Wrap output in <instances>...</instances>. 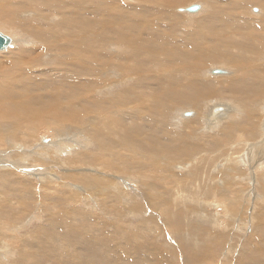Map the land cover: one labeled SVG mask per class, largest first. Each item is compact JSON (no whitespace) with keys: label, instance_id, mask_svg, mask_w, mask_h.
<instances>
[{"label":"bare ground","instance_id":"6f19581e","mask_svg":"<svg viewBox=\"0 0 264 264\" xmlns=\"http://www.w3.org/2000/svg\"><path fill=\"white\" fill-rule=\"evenodd\" d=\"M197 1H199L198 4L194 3L189 6L197 7L194 12H198L195 14L193 13L195 16L202 11L204 19H193V21L195 20L193 24H195V26L197 25V30H192L191 28V31H188L189 33L187 32L185 37L187 39V42L190 44V41L193 37L198 35H208L212 40V44H206L207 46H203L202 48H200V50H196L194 53H187L179 49L180 44H178L177 47L175 45L174 47L176 48L172 49L170 47L169 49L168 47L163 48V46L165 45L164 41L167 40V37L165 38L163 34L166 33L167 36H170L169 33H173L174 31L169 28L162 29L160 26L161 23L164 24L166 22V24L176 23L174 18L175 12L181 11L184 14V12H186L185 9L187 8H180L177 5H179L178 3L184 4L185 0H170L168 3L162 2V0L143 3L140 0H137L132 4H126V1L125 3H123L122 0L121 2L119 0H0V24L3 26L6 25L10 28H15V30L11 32L12 35L7 36L10 39L8 46L18 45L20 47H24V50L21 49V51H18V49L17 51L7 53L5 56H0V100H6V103L8 104L7 105L6 103L0 102V188L6 187L5 185L7 184H5V178H9L10 186L8 187V189H6V192L9 194H17L18 197L16 198V200L18 199V203L21 205V207L19 208L17 206L11 205L12 202H8V210L4 209L1 214H4L7 217L12 213L11 215L13 217H16L17 219H20V221H23L25 219L23 223L20 221L16 222L18 224L15 223V225L12 227H9L10 225L8 226V223L5 222L6 219H0V230H3L4 228L8 232L15 233L19 231V228L29 225L33 220L40 221V219H42V216L44 215L43 212L38 211L36 202H33V205L30 203V201L32 202V199L34 198L32 196V193L29 192L30 190H28V188L22 189V187H26V183L23 184L21 182L23 177L19 176L18 173H12V171H1L3 169H6V167L9 165H24L21 170L22 172L27 173L28 176L32 174L40 175V179L44 181V183H48L45 184L47 186H45V190L47 189L51 191V194L61 195V197L66 201H68L69 199V193L60 192V190L50 187L52 182L60 179L63 182L70 181V183H66L67 187L70 188L72 186L74 188V190H72L73 192H71L73 196H77L78 199L80 197L85 202H87L88 200L89 202H95L96 198H101V202H103L104 204H108L109 207H113L115 205L113 201L118 198L117 194L114 192L117 190L116 186H113L114 178H118V180L121 179L123 183L128 184L127 179L129 177L127 178V175L130 176V174L133 173L132 171H137L141 166L171 165L170 167H172L173 165L175 167L176 165L177 169H188L191 174H193H190L191 176L187 178H183V180V175L179 177L176 174V178L179 179H176L177 182L175 180L176 184L174 183L175 187L173 185V188H175V190L184 192V195H181L179 197L181 199L180 201H191L199 205L198 207L202 208V202L201 200H199L201 195L200 193L202 192H200L201 190L198 191V186H200L201 188L202 184H200L201 181L199 182L197 180V177H200V175L205 172L204 177L206 178L205 180H207L208 185V179H212V182L210 183L211 187L205 188L208 190V193H210L211 188H214L215 190V186H212L213 184H215L214 180H222L220 178L214 179V177L217 176L220 170H218V168L216 169L215 167L219 164V166L224 164L226 165L225 167L228 166V163L231 162V159L226 155H231L233 159L232 161L234 162L231 163L232 165L240 166L243 164L245 166V164H247V157H249V160L247 162L250 166H252L254 163H256V166L264 162V155L261 157L262 159L255 158L256 152H262V154H264V87L262 88L263 91H258V86H260L259 83L261 84V87L264 86V45L262 44L261 40L262 37V39H264V32H259V34L262 36L259 37L257 31L255 32L252 26L249 24V22L252 21L251 15L248 16L247 14L248 17H242L243 19L241 20L238 18V16L237 18H235V16L240 13V10L235 8L231 9V6L233 7V5H235L236 7L237 5H244L243 7H245L248 4H257V6L251 5L252 8L251 6L250 8L253 12L259 11L258 17H260V23L262 24V28L264 29V0ZM145 4H147L151 8V11H148L149 7L146 9ZM208 5H212V8H210ZM258 5H261V7H258ZM259 8H261V11ZM51 10H58L60 11V13L62 12V22L56 21L58 19V14H52V12L50 14ZM135 11L138 12L135 13ZM100 12H103L104 14H101L102 17L97 18ZM84 13H86L88 17L84 16ZM191 13L189 11L187 12L186 15H188V18L194 16ZM90 15H93L95 17L91 18ZM253 15L255 16V14ZM54 17H57L56 20L54 19L57 22V25L52 23ZM176 17H178V14ZM141 18L142 20H140ZM182 19L184 20V18ZM209 19L210 21L215 22L214 27L208 24L207 21ZM187 22H189V24L191 23L189 20ZM19 29H23L25 31H21ZM205 29L209 32H206ZM28 33H30L31 35L29 34L28 36ZM245 35L247 37L258 36V39L252 42L248 38L244 39ZM31 36L35 40H32V38L30 39ZM172 45L173 44H170V46ZM175 49L177 50V56H181L182 58H184L187 65H181L177 63V68L171 66L172 69L177 70V75H175L177 77L173 75V77H170L168 79L169 76L167 78L165 76L167 74H170V72L174 73V70H170V72H166L169 70L164 71L162 69L163 61H169V52L172 54ZM243 51H248V56L239 54V52ZM124 52H128L129 54L127 53L126 55H124ZM157 55H160L161 59L160 57H157ZM191 59L192 62L190 61ZM217 64L219 65L218 67H220L221 65L225 68L224 70L226 71V74L210 77V68L213 67V65L215 66ZM201 65H208V67H210L208 68V70L204 69V75H202V77L205 76V78L202 80L199 79L201 76L198 78L199 73L196 74L197 69H199ZM75 66H78L80 69L73 68ZM185 70L189 71V75L194 76L196 74L195 78H193L194 80L191 78L192 76H188L187 78H185ZM229 71H232V73L230 75H227ZM178 72L181 74H179ZM49 74H54L55 76L58 75L60 77L67 76L70 81H66L70 82V85L72 87L76 85L79 86V88L73 92L71 90L73 96L69 95L70 92L68 87H66L67 89L63 88L59 93L55 88H50L51 86L49 84V88H44V81L48 80L46 78H49L47 77ZM189 79L191 80L189 81ZM198 79L200 81H196ZM129 80L136 81L137 85L133 86L134 82L126 84ZM185 80H188V82H186ZM49 82H51V80ZM215 82L218 83L217 86L214 85ZM187 83L190 84L191 87H189V91H186L187 93H185V89L183 88ZM139 85H144V88L146 87L145 92L147 94H150L147 96L135 95L143 92L142 89L140 90L142 92L138 91L140 89ZM157 85H159V88H162L159 89ZM173 85L176 86V88L174 90L171 89V91L169 87H172ZM115 87V93H111L109 95L107 92H110L112 89L114 90ZM134 87H138V90H136ZM257 88L258 90H256ZM55 90L57 91V94H54L55 97H53V91ZM28 91L32 92H29L30 94H27L26 92ZM200 92L202 94V97H205L208 100L207 104H203L202 102H200V99L202 98L201 94H199ZM103 93L108 94V97L106 96L107 99L104 97L101 98V95ZM20 98L24 99V102H22ZM42 98H45V101L47 102H39ZM53 101L57 104V110L55 111H53L52 107ZM221 101L229 104L230 111H228L229 109L227 106L218 104L222 103ZM37 103H40V105H38ZM214 103H216L217 105H214ZM69 104L72 106H69ZM171 108L174 109L172 110L174 111V116L171 117L174 119V121H177L181 125H184L185 122H188V124L186 123L187 127L192 129L196 128L197 124H199L200 127L197 126L198 128H200L199 131H201L202 133H205L204 131H207L209 132V135H211L210 132H213L214 134V130L217 131L221 128L222 131H225V133L227 131L230 132V130L235 129V125H233L232 122L237 123L236 125H238L239 123L235 122V119H239L240 117H244V119L248 117L249 120H255L254 117H257V123L252 124L257 130H246L250 126H237L241 132L240 136L248 135V137H246L245 139L243 138L244 140L242 145L239 144V150H237L235 144L232 147L229 146L227 148L226 146H228L229 144V142L227 141L229 139L226 140L227 138H220L219 141L214 139V142L216 143V145L218 144L219 148L217 147V149H209L210 151H206L204 150L206 145H203V142L197 144L196 141L195 144H192L193 142L190 141L192 142L190 144L187 141L189 144H186L181 135L177 136V138L175 137V139H177V142L173 144L165 142L162 143L161 140V146L159 145L158 148L154 147L155 143L153 140H149L147 137H144L142 135L139 138L138 134L142 132V127H140V132H136L133 129L134 123L132 124L131 122V124H127L128 118H130L135 114V112H137L140 115L139 117L141 118L142 122H159L162 125L159 124L160 126H158L161 127L163 125H166L165 123L167 122L166 118L159 117L158 112L160 113V115H164V111H170ZM186 109H190L191 111L195 110V116L189 119L183 118L182 115H184V113H187V111H185ZM190 113L191 114L189 115V117L193 115V111ZM221 114H223V117L221 116L216 118ZM252 114H254L255 116H253ZM177 122H174L175 127L177 125ZM224 122L229 123V125L231 123L232 124L230 126H227L228 124H226L225 126L223 125ZM246 123H248V121ZM39 128L46 130V132L49 131V133L47 134H49L51 137L46 139V141H43L42 139L39 140V138L37 139V136H39ZM181 130H183V128ZM187 130L189 131V129ZM194 130L195 129H193L192 131L195 132ZM151 132L152 130L150 131V133ZM158 132L160 133V131ZM157 134L158 133L155 132L154 134H152V136H157ZM165 134L167 136H170L168 135L169 133H167V131ZM227 136H229L228 138H230V135ZM227 136H225L224 134V137ZM158 137L160 136L158 135ZM156 139L158 140V138ZM166 140H168V138ZM207 140L209 141V138ZM233 143H236V141ZM199 145L201 148L199 147ZM75 147H79L80 150H77V152L74 151L75 153H73L72 156H69L71 155L69 154L66 157H61L62 154L69 153L70 149ZM137 153H140L142 157H135L134 155ZM163 154H172L170 161L164 159ZM216 159L217 162H215ZM37 161H45V164L43 165H46V167H43V165H33V163ZM215 163L217 165H215ZM54 165H57L56 169L54 168ZM200 167H203L204 169V172H201L202 174H200ZM235 167L237 168V166ZM164 168L166 169V167ZM192 168L194 170H192ZM248 168L249 169H247L246 172L250 171V175L255 174V172L253 171L254 167L253 169L252 167ZM227 170L229 169L227 168ZM227 170L223 173V175H225L224 177H226L225 172H227ZM232 170L233 168H231V170L229 171ZM174 172L175 171H173V173ZM222 172L223 171H221V173ZM246 172L240 170H238V172H235L236 179L239 180V175H242ZM57 173H60L61 176ZM134 173L139 180L133 181V179L137 178L132 175L133 178L131 177V180L133 182H135L136 184H140L142 181L145 182L144 176L146 175V173H141L138 171ZM106 175H108V177H106ZM212 175L216 176L212 177ZM233 175L232 173L228 175L230 177V182L222 180L223 182H226L223 183L221 181L219 185H221L222 194H219V196L216 197H220L219 199L223 200V202L228 206V209L234 212L240 211L243 213L246 212L249 208L245 203H243V200L246 198L247 202H249L248 200L252 195L248 192L250 189H246V187L244 188V185L236 186L237 184L233 182ZM156 177L159 176L157 175ZM167 178L169 179V176ZM227 178L225 180H227ZM251 179H254V181H256L255 178ZM118 180L116 179V182ZM158 180L159 179L155 180V185H157L160 181ZM238 180H236L237 183H239ZM166 181L167 180H165V182ZM116 182L114 184H116ZM133 182H131L132 186ZM147 184L150 185L149 182H147ZM16 185L17 187L19 186L20 190H22L19 192H14L13 189ZM31 185H33V183ZM171 185L172 184H170V186ZM189 185H192V187L195 185L194 187H196V190L193 191L192 188L189 189ZM219 187L218 189H221ZM206 189L203 191L206 192ZM176 194H173L174 200H179L177 196L180 193L178 195ZM213 194L215 193L213 192ZM249 194L251 195L250 197H248ZM167 198L169 199V197ZM27 199H29L30 201H27ZM212 199L213 197L211 198V200ZM148 200L149 199H147V201ZM174 200L170 201L173 202ZM6 201L7 199L4 197L0 199V208L5 204ZM92 202H90V204ZM220 202L222 203V201ZM132 204H134V207L136 206L135 203ZM176 204L175 209L178 208H176ZM192 204L190 206H193ZM218 204H216V206ZM60 205L63 204L61 203ZM253 205L251 206V211L254 207ZM28 206H31L33 209V213L31 214L26 211L29 213V215H27L28 213L26 214L25 212ZM132 206L133 205L128 206V208L133 209ZM227 206L225 208H227ZM11 207L19 208V210L15 211ZM158 207L159 206H157V208ZM204 207L207 206L205 205ZM169 208L170 207L166 209ZM187 208L189 209L188 206ZM118 209H120L121 211L122 208L120 207ZM171 209L175 213V209H173V206L171 207ZM192 209H197V206H195V208L193 206L189 210ZM123 210L121 211L122 213L127 212V210ZM162 210H164L163 213H165V208ZM262 210H264V208L258 211V217H262ZM206 211H204V214L199 213L201 214L203 221H211L214 223L212 215L211 217H208L205 213ZM228 211L227 213L225 211V214H230ZM180 212H182V210H179V215ZM54 214L58 215L57 212L53 213V215ZM133 214L135 215V213ZM79 215H81L80 211ZM172 215L176 219L179 218L178 209L177 213ZM139 216H141V213ZM251 216L252 214L250 215V217ZM65 217L66 216H64V218ZM233 217H235V215ZM219 219H221V217ZM236 219H239L238 216H236ZM60 220H62V218ZM53 221L55 220L53 219ZM259 222L263 224L262 219H259ZM71 224L72 223H70V225ZM174 224H176V226L173 227L172 224L173 229L175 227H178L177 223ZM244 224L243 226H245ZM43 225H39L37 228H42ZM214 226L211 227L214 228ZM219 226H222V224ZM245 228L246 227H242L240 231ZM60 229L61 228H59V230ZM177 229L179 230V228ZM53 230H55V232L57 231L56 229ZM63 231L65 230L63 229ZM101 231H103V229ZM33 232L36 233V236H38L37 229H35ZM43 238L45 239V237ZM28 241H31V239L28 238ZM30 244L31 243H24L23 245L29 246ZM36 248H38L37 245ZM18 252L19 255L15 261L16 264L22 263V261L26 260L27 256V254L24 253V255H22V253H20L22 251ZM11 253L12 251L8 250L6 242L1 240L0 264H6L5 259H7V257L11 255ZM31 255L32 257L34 256L33 253H31ZM47 259L48 258H46V261H48ZM11 263H13V261ZM67 264L93 263H81V261L74 260L68 261Z\"/></svg>","mask_w":264,"mask_h":264},{"label":"rangeland","instance_id":"374dc122","mask_svg":"<svg viewBox=\"0 0 264 264\" xmlns=\"http://www.w3.org/2000/svg\"><path fill=\"white\" fill-rule=\"evenodd\" d=\"M58 1H60V0H58ZM119 1L121 2V0H119ZM125 1H126V4L127 3L132 4V3L136 2L137 0H122L123 3H125ZM140 1L143 2V3H149V2H152V1L156 2V0H140ZM169 1L170 0H162V2H165V3H168ZM189 1H191V2H189ZM17 3H19V2H17ZM194 3L198 4L199 1H197V0H188V1L185 0L184 4L183 3H178L179 5H177V6L180 7V8L181 7H188L189 5L194 4ZM181 4H183V5H181ZM251 5L252 6H257V4L255 5V3L248 4L245 7H243L244 5H237V7L235 5H233V7L231 6V9L235 8V9H239L240 10V13L238 15H236L235 18H237V16H238V18L241 19V20L244 17H246L247 14H248V16L251 15L252 21L249 22V24L252 26L254 31L255 32L257 31V34H259V32L260 33L264 32V29L262 28V24L260 23V17H258L259 11L253 12L252 9H251L252 8ZM145 6H146V9L149 7L147 4H145ZM177 6H175V7H177ZM208 6L210 8H212V5H208ZM250 6H251V8H250ZM258 7H261V5H258ZM259 9L261 11V8H259ZM148 11H151L150 7L148 8ZM51 12H52V14H54V13L58 14L57 15L58 19L57 20H56L57 17L53 18V21H52L53 24L57 25L56 21L62 22V18H61L63 16L61 14L62 12L60 13V11H58V10H53V11L51 10L50 14H51ZM137 12L138 11H135V13H137ZM187 12L188 11L184 12V14H183V12H181V11H176L175 14H174V18H175V22L176 23H169V24H166L167 22L164 23V24L161 23L160 26H161L162 29H168L169 28L172 31H174L173 33H169L170 36L169 35L167 36L166 33L163 34L165 36V38L167 37L166 38L167 40L164 41L165 45L163 46V48L168 47V49H169V47H170L172 49V48H176L177 45L180 44L179 49H181V50H183V51H185L187 53H192V52L194 53L196 50H200V48H202L203 46H207L206 44H208V45L212 44V40L209 38L208 35H198V36H195V37H193L191 39L190 44L187 42V39L185 37L187 32L188 31L190 32L191 28H192V30H195V29L197 30V25L195 26V24H193L194 21H195V20L193 21V19H195V18L196 19L201 18L202 20L204 19V15H203L202 11L196 16L194 14L197 13L198 11L197 12H192V13L190 12L192 15H194L193 16L194 18L192 16H191V18L190 17L188 18V15H186ZM245 13H246V15H245ZM84 14H85L84 16L88 17L86 15V13H84ZM101 14H104V13L100 12L99 16L97 15L98 16L97 18L102 17ZM177 14H178V17L181 16L182 18H184V20L181 17H179V18L176 17ZM253 14H255V16ZM59 15H61V16H59ZM93 15L92 16L90 15V17L91 18L95 17ZM139 17H141V16H139ZM140 20H142V18ZM186 20L187 21L189 20L191 23L189 24V22H187ZM207 22H208L209 25H212L213 27L215 26V22L210 21V19ZM56 25H53V26H56ZM1 26H0V32L3 33L5 36H11L12 35L11 32H13L15 30V28H13V27L10 28V27H8L6 25L5 26L1 25ZM255 28H256V30H255ZM19 30L25 31L23 29H19ZM205 31L209 32L206 29H205ZM183 32H186V33H183ZM15 33H17V32H15ZM29 34L30 33H28V36H29ZM172 34H173L174 37L172 36ZM259 37H262V36L259 34ZM31 38H32V40H35L32 36L30 37V39ZM247 38L250 39L253 42V41L258 39V36L247 37L245 35L244 39H247ZM262 38H261L262 44L264 45V39H262ZM169 40H171V41H169ZM170 44H173L172 45L173 47L170 46ZM175 45H176V47H174ZM21 49L24 50V47L23 46L20 47L18 45L9 46V48L7 47L4 51H0V56H5L7 53H11V52H14V51H17V50L21 51ZM127 53L124 52V55H126ZM239 54L248 56L249 53H248V51H243V52H239ZM169 56H170V60L169 61H163L162 60L163 61L162 69L164 71L169 70V71H166V72H170V70H174V69L171 68V66H174V67L177 68V63H179L181 65H187V63L185 62L184 58H182L181 56L180 57L177 56V50L176 49H175V51L172 52V54L169 52ZM157 57H160V55H157ZM160 59H161V57H160ZM190 61L192 62V59ZM215 66L213 65V67L210 68V67H208V65L207 66L206 65L205 66L201 65V67L199 69H197V72H196V74L199 73L198 74V78L200 76H201L199 78L200 80L205 78V76L202 77V75H204L203 74L204 69L205 70L206 69L208 70V68H210L211 70H213V69H221L222 71L225 69L221 65H220V67H218L219 66L218 64L215 65ZM73 68L78 69L79 67L75 66ZM176 71L177 70H174V73L170 72L171 75L167 74L165 77L167 78L169 76L168 77V79H169L170 77H173V75L174 76L177 75ZM184 73H185V78H187L188 76H190V77L192 76L191 78L193 79V78H195V75H196V74L194 76L193 75H189V71L188 70L187 71L185 70ZM231 73H232V71H229L227 73V75H230ZM179 74H181V73H179ZM223 74H226L225 70H224V73H218V74H213L211 72L210 73V77H212V76H220V75H223ZM227 75H225V76H227ZM47 77H49V78H46L48 80L44 81V83L46 84V85L44 84V88H46V87L49 88L51 86L50 88H55L58 91V93L63 88L67 89L66 87H68L69 88V92H70L69 95L73 96L72 92L76 91L79 88V86H76V85L73 86V87H75V88H73L70 85V82H68L70 80H69V78L67 76L60 77L58 75L55 76L54 74H49ZM57 77H59V78H57ZM175 77H177V76H175ZM199 79L196 80V81H200ZM50 80H51L52 84H51V82H49ZM56 80H58V81H56ZM66 80H68V81H66ZM190 80L191 79H189V81ZM54 82H55V84H54ZM137 82H139V81H137ZM186 82H188V80ZM130 83H133V86L137 85L136 81H134V80H129L126 84H130ZM48 84L50 86H48ZM61 84H62V86H61ZM217 84H218L217 82L214 83L215 86H217ZM259 85H260V86H258L259 90H258V88L256 90L263 91L264 89L262 90V88L264 86L261 87L260 83H259ZM139 87H140L139 90L137 89L138 87H134V88L136 90H138V91H140L142 89L143 92L140 91L142 93L135 94V95L147 96V95L150 94V93L147 94L145 92L146 91L145 90L146 87L144 88V85H142V86L139 85ZM157 87L159 88V85H157ZM189 87H191V85L187 83L185 85V87L183 88V89H185L184 90L185 93H187L189 91V89H190ZM161 88L162 87H160L159 89H161ZM175 88H176V86H174V85L172 87H169L170 90L171 89L174 90ZM56 90L53 91V95L57 94ZM71 90H72V92H71ZM115 91H116V87L114 88V90L112 89L110 92H107V93L110 95L111 93H115ZM29 92L31 93L32 91H28L26 93L30 94ZM107 93H103L101 95V98L104 97V98L107 99V97H108ZM199 94H201V92ZM22 95H23V93H22ZM98 96H100V95H98ZM53 97H55V95ZM201 97H202V94H201ZM21 101L24 102V99H21ZM42 101L44 103L47 102V101H45V98H42L41 101H39V102H42ZM0 102L1 103H6V100H0ZM200 102H202L203 104H207L208 100L205 97H202L200 99ZM221 102L222 103H218V104H223V105L227 106L228 109H229L228 111H230L229 104L225 103L224 101H221ZM38 105H40V103ZM214 105H217V104L214 103ZM69 106H72V105L69 104ZM52 107H53V111L57 110V104L54 101L52 103ZM128 107H130V106H128ZM172 110H174V109L171 108L170 111L169 110L168 111H166V110L164 111V115L165 116L168 114L166 117L163 114H162L163 116L160 115V113L158 112L159 117L166 118V122L167 123H165V124L167 125V127H166V125H163V126L159 127L160 125H162L159 122H154V121L142 122L141 118L139 117L140 115L137 112H135V114L133 116L128 118L127 124H131V122H132V124L134 123L133 129L136 132H140V127H142L143 128L142 132H140L138 134L139 138L142 135L144 137H147L149 140L150 139L153 140L154 143H155L154 147L158 148L159 145L161 144V142L162 143L165 142V143L173 144V143L177 142V139H175V137L177 138V136L181 135L183 140L186 142V144L188 142L190 144L192 142H193L192 144H195L196 141H197L196 142L197 144H200V143L203 142L202 144L206 145V147L204 148V150H206V151H210L211 149H217L218 144L216 145V143L214 142V139L219 141L220 138L221 139H226L227 138L226 140H228V139L230 140V141L229 140L227 141V142H229L228 146H226L227 148L229 146L232 147L235 144V146L237 147V150H239L240 149V147H239L240 145L239 144L242 145L243 140L246 137H248V135L240 136L241 132H240V130L238 129L237 126H240V127H243V125L244 126H250L246 130H251V129L257 130L256 128H254V125H252V124L257 123V119H258L257 117H254L256 121L254 119L249 120L248 117H246L245 119H244V117L243 118L240 117L239 119L238 118L235 119L236 120L235 122L239 123L238 125H236L237 123L232 122L233 125H235V129L230 130V132L232 131L231 133L228 132V131L225 133V131H222V128H221L220 130H217V131L214 130V132H215L214 134H213V132L212 133L210 132L211 135H209V132H207V131H204L205 133H202L201 131H199L200 128L197 127V126H199V124H197L196 128H193V129H195L194 130L195 132H193L192 128L187 127L188 122H185L184 125H181L177 121H174L173 118H171L172 116H174L173 115L174 111H172ZM185 111H187V112L188 111H190V112L193 111V115L190 116V117H189V115L185 117V113H184V115H182L183 118L189 119V118L195 116V110L191 111L190 109H186ZM168 112H170V113H168ZM252 115L255 116L254 114H252ZM221 116L223 117V114L218 115L216 118L221 117ZM224 116H225V114H224ZM263 116H264V114H263ZM133 118H135V119H133ZM263 119H262V123H263ZM139 120H140V122H139ZM212 120H214V119H212ZM137 121H138L139 125H138ZM168 121H169V123H168ZM247 121H248V123H246ZM151 122H152V124H151ZM174 122L175 123L177 122V125H176L177 128L175 127V123ZM143 124H144V126H143ZM226 124H228L227 126L231 125V124L229 125V123H225V122L223 123V125H225V126H226ZM245 124H247V125H245ZM145 127H146V129H145ZM171 127H172V129H171ZM180 127H182L183 130H181L182 128H180ZM39 129H40V130H38V135L39 136H37V139L39 138V140L42 139L43 141L44 140L46 141V139L51 137L49 134H47V133H49V131L46 132V130H43L41 128H39ZM150 129L152 130L153 133L152 132L150 133V131H151ZM187 129H189V131ZM179 130H181V131H179ZM158 131H160V133ZM166 131H167V133H169L168 135H170V136H167L165 134ZM155 132L158 133L157 136H152V134H154ZM188 132H190V133H188ZM223 132H224L225 136L230 135V138H228L229 136L224 137ZM161 133H162V135H161ZM228 133H230V134H228ZM190 134H192V135H190ZM158 135L161 138L158 137ZM196 135H197V137H196ZM201 136H202V138H201ZM207 137L209 138L210 142L207 140L208 139ZM156 138H158V140ZM167 138H168V140H166ZM197 138H199V139H197ZM190 141H192V142H190ZM206 141L209 142V143H207ZM235 141H236V143H233ZM255 141H256V138H255ZM199 147H200V145H199ZM77 150H80V148L79 147L72 148V149H70L69 153L62 154L61 157L62 158L66 157L69 154H71L69 156H72L73 153L77 152ZM140 153H137L134 156L135 157H142ZM263 155L264 154H262V152H256L255 153V158H259L260 159ZM163 156H164V159H167V160L170 161L172 154H163ZM226 156H228V158L231 159V162L228 163L229 167L228 166L225 167L226 166L225 164L221 165L222 166L221 167V166H219L220 164L217 165L215 163V165H217L215 168L216 169L218 168V170L219 169L220 170H219V173L217 174V176L216 175H212V177L216 176V177H214V179L220 178L223 181L228 182L230 180V177L228 175H230L232 173V175L235 174V175H233L234 176L233 182H235L237 184L236 186H239V185L243 186L244 185L243 186L244 188L246 187V189H250L248 192L252 196L250 194L248 195V197L251 196L249 198V200H248L249 202H247L246 198L243 200V203H245L249 208L247 209L246 212H243V213L240 212V211H235L234 212V211L228 209V206L223 202V200H220L219 199L220 197L217 198L219 196V194H222V192H221L222 188H221V185H219L222 180L221 181H218L219 179L214 180L215 184H213L212 186H215V188L217 190L216 189L214 190V188H211L210 193H208V190L206 188H208V187L210 188L211 187L210 183L212 182V179H210V178L208 179L209 180V185H208L207 180H205L206 178L204 177L205 176V172H204L203 167H200V174H202L204 172L203 173L204 175L202 174V175H200V177L199 176L197 177V180L199 182L201 181L200 184L203 185L205 183L203 186L201 185V188H200V186H198L199 187L198 191L201 190L200 192L203 193V194L200 193L201 195H200V199H199L202 202L201 206H203L201 208V207H198L199 205H197V204H195V203H193L191 201H188V202L180 201L181 199L179 197L181 195H184V192L183 191H179V190H175V188H173V185L175 187V184L177 182L176 179H179V178H176V177H177V175L179 177H181V175H183L182 176V180H183V178H187V177H189V176H191L193 174H191V172L188 169H182V168H178L177 169L176 165H175V167L173 165H172V167H170L171 165H166V166H164V165H149V166L144 165V166H141L137 171L141 172V173L142 172L146 173V175L144 176L145 182L142 181L140 184H136L135 182H133L135 180L136 181L139 180L136 177L135 173H134V172H137V171H132L134 174L132 173V174H130V176L127 175V178L129 177L128 179L126 178L127 181H128V184L123 183L121 179L118 180V178H114V183L116 182V179L118 180L117 182H120V181L121 182L120 183L116 182V184L113 183V186L114 187L116 186V189H117L114 192L118 196V198L113 201L115 203V205L113 207H111V206L109 207L108 204H104L103 202H101V198H98V199L96 198L95 202L90 201V202H92L91 203L92 205H91L89 200L87 202H85L80 197L78 199L77 196H73L71 192H73L72 190H74V188L72 186L70 188L67 187V183H70V181H66L65 180L67 182L66 183V182L61 181V179H60V180H56V181L52 182V184H51L52 186L50 185V187H53L54 189L60 190V192L69 193V195H68L69 199H68V201H66V200H64V198L61 197V195L51 194V191H49L47 189L45 190V186H46L45 184H48V183H44V181H42L40 179V175L32 174V175L28 176L27 173L22 172V170H21V168L24 165H21V166L20 165H18V166H10L9 165V166L6 167V169H3L1 171H5V172H7V171L11 172L12 171V173H18L19 176L23 177V179L21 178L22 179L21 182L23 184L26 183V187L25 188L22 187V189L28 188V190H30L29 192H31L32 196L34 197L32 199V202L29 199H27V201H30V203L32 205H33V202L34 203L36 202V207L38 208V211L43 212L44 215L42 216L43 220L42 219H40V221L33 220L29 225H26V226H24L22 228H19L18 229L19 231L15 232V233L8 232L4 228H3V230H0V241L1 240L5 241L6 244H7L8 250L12 251L11 255H9L7 257V259H5L6 264H16L15 261H16L18 255H19L18 251H22V252H20V253H22V255L27 254L26 260L22 261V263H20V264H31V263L32 264H41L42 262H43L42 264H53V263L54 264H64V263H66L67 264L68 261H74V260L81 261V263L85 262V263H93V264H200V263L201 264H246V263L247 264H264V210H262L263 211L262 217H258V211H260L261 209L264 208V200H263L264 199V190H263V188H264V162H262L260 165H256L255 166L256 163H254L253 164L254 166L253 165L250 166L248 164V162H247L249 160V157H247V159H246V163L247 164H245V166L242 163H240V164H242L240 166L239 165H232L231 163H234V162L232 161L233 159H232L231 155H226ZM252 157H254V156H252ZM44 162L45 161H39V162L37 161V162H34L33 165H36V166L43 165V164H45ZM215 162H217V159H216ZM175 163H173V164H175ZM177 163H179V162H177ZM237 164H239V163H237ZM56 166L57 165H54L55 169H56ZM235 166H237V168L238 167L239 168L237 169ZM43 167H46V165H43ZM164 167H166V169ZM248 167H252V169L254 167L253 171L255 172V174L250 175V171L246 172L247 169H249ZM227 168L229 170H231V168H233V170L229 171V170H227ZM260 168H261V170H260ZM202 169H203V171H202ZM186 170H188V171H186ZM192 170H194V169L192 168ZM226 170H227V172H225L226 177H224L225 175H223V173ZM238 170L246 172V173H244L242 175H239V180L236 179V177H235L236 176L235 172H238ZM146 171H148V172H146ZM173 171H175V172L173 173ZM177 171H179V172H177ZM181 171H183L184 174ZM221 171H223V172L221 173ZM18 174H16V175H18ZM57 174L60 175V173H57ZM220 174H221V176H220ZM132 175H134V177L137 178V179H133V181H132L131 180L133 178ZM157 175L159 177H156ZM172 175H173V177H172ZM168 176H169V179L167 178ZM106 177H108V175H106ZM138 177H140V176H138ZM156 178L159 179L161 181V183L158 180L159 181L158 184L155 185V180H157ZM226 178H227V180H225ZM240 178H242V179H240ZM251 178H255L256 181H254V179H251ZM164 179L167 180V181L165 182ZM168 180H169V182H168ZM175 180H176V182H175ZM236 180H238L239 183H237ZM9 181H10L9 178H5V184H7V185H5L6 187L0 188V199H2V197L7 199L5 204L2 205V207L0 208V219H4V220L6 219L5 222L8 223V226L10 225L9 227H12V226L15 225L16 222H19L20 219H17L16 217H13L11 215L12 213L9 216L6 217L4 214H1V212L4 209L8 210V202H12L11 205L17 206L19 208L21 207V205L18 203V199L16 200V198L18 197L17 194H9V193L6 192V189H8V187L10 186L9 185L10 184ZM162 181L164 182V184H163ZM56 182H58V183H56ZM131 182H133L132 183L133 186L131 185ZM147 182H149L150 185H148ZM226 182H223V183H226ZM247 182L250 183V184H248ZM32 183H33V185H31ZM34 183H35V185H34ZM36 184H37V186H36ZM54 184H56V185H54ZM165 184L169 185V186H166ZM170 184H172V185L170 186ZM31 186H33V187H31ZM194 186L192 187V185H189L188 188L189 189L192 188V190L195 191L196 187H194ZM120 187H123V188H120ZM168 187L169 188L171 187V188L169 189ZM203 187L204 188L206 187L205 189H206L207 193L203 191V190H205ZM218 187L221 188V189H218ZM202 188H203V190H202ZM33 189H35V190H33ZM1 190H2V192H1ZM13 190H14V192L21 191L19 189V186L17 187V185L14 187ZM136 190H138V191H136ZM212 191L215 194H213ZM257 191H258V193H257ZM255 192H256V194H255ZM46 193H48V194H46ZM176 193H178V194L180 193V194L178 195ZM36 194H37V196H36ZM173 194L174 195L175 194L178 195L177 198H179V200L178 199L174 200V197H173L174 195ZM167 197H169V199ZM212 197H213V199L211 200ZM260 197H261V199H260ZM146 198L149 199V200L151 199L152 201L151 200L147 201ZM154 198H156V199H154ZM125 200H127V201H125ZM170 200L171 201L174 200V201L171 202ZM217 200L218 201L219 200L222 201L223 204L220 201L218 202ZM131 201H133V202H131ZM177 201H179L180 203L177 202ZM261 201H263V202H261ZM129 202L131 203V205H133L132 207H133L134 211H133V209L128 208V206H131ZM61 203L63 205H60ZM132 203H135L136 206L134 207V204H132ZM58 204H59V206H58ZM125 204L128 205V206H126ZM160 204H162V205H160ZM175 204H176V208L178 207L177 208L178 209V215H179V210H182V212H180L179 218H177V219L172 215V214L177 213V209H175ZM191 204L194 206V208H195V206H197V209L189 210V209H191L193 207V206H190ZM216 204H218V205L216 206ZM224 204L227 206V208H225L226 206ZM249 204H250V206H249ZM251 204L252 205L254 204L253 205L254 207L252 208V211H251V206H252ZM107 205H108V207H107ZM169 205L173 206V209H175V213L171 209L172 206H169ZM179 205H180V207H179ZM205 205L207 207H204ZM223 205H224V208H223ZM54 206H55L56 210H55ZM73 206H74V208H73ZM83 206H84V208H83ZM119 206L122 208L121 211L126 207L124 210L125 211L127 210V212L122 213L120 211V209H118V208H120ZM157 206H159V207L157 208ZM187 206L189 207V209L187 208ZM25 207H26V204H25ZM28 207L26 208L25 212L28 211L30 214L33 213L32 212L33 211L32 207L31 206H28ZM168 207H170V208L166 209ZM11 208L13 210H15V211L19 210V208H14V207H11ZM164 208H165V213H163L164 210H162ZM57 209H59V210H57ZM186 209L189 210L190 212L187 211ZM226 209H228L229 211L226 210ZM239 209H240V207H239ZM209 210H211L212 212L209 211ZM79 211H80L81 215H79ZM204 211H206L205 213H206V215L208 217H211V215H212L214 223L211 222V221H203V219L201 217V214H199V213H203L204 214ZM225 211H226V213L228 211L231 215L230 214H228V215L225 214ZM28 212H26V214ZM55 212H57L58 215H56V214L53 215V213H55ZM73 212H75V213H73ZM132 212L135 213V215H137V216H135ZM167 212H169V213H167ZM171 212H173V213H171ZM196 212H198V213H196ZM217 212H218V214H217ZM219 212L221 213L222 216L220 215ZM29 213L27 215H29ZM140 213H141V216H139ZM111 214H114V215H111ZM185 214H186L187 218L185 217ZM251 214H252V216L250 217ZM234 215H235V217H233ZM64 216H66V217L64 218ZM68 216H70V217H68ZM78 216H79V218H78ZM131 216H133V217H131ZM236 216H238L239 219H236ZM220 217H221V219H219ZM20 218H22V217H20ZM61 218H62V220H60ZM172 218H174V219H172ZM44 219H46V220H44ZM53 219L55 221H53ZM87 219H88V221H87ZM259 219L263 220V224H261L259 222ZM83 220H84V222H83ZM171 220H172L173 223L171 222ZM233 220H234L235 224L233 223ZM236 220H237V223H236ZM23 221L21 220L20 222L23 223ZM94 221H95V223H94ZM57 222H59V223H57ZM199 222H201V223H199ZM70 223H72L73 225L71 224L72 225L71 226ZM174 223H177V225H178L177 228H179V230L176 227L173 229V227L176 226V224H174ZM3 224H5V223H3ZM16 224H18V223H16ZM78 224L80 225V227H79ZM97 224H99L100 226L97 225ZM172 224H173V227H172ZM218 224L219 225L222 224V226H219ZM243 224L245 226H243ZM39 225H43L42 228H37ZM49 225H50V227H49ZM89 226H90V229H89ZM211 226H214V228H212ZM242 227H246V228L243 229L242 231H240V229ZM50 228L51 229L52 228L56 229L57 231L55 232V230H53V229L51 230ZM59 228H61V229L59 230ZM71 228H73V229H71ZM256 228H258V229H256ZM35 229H37V231H38V236H36V233L33 232ZM63 229L65 231H63ZM102 229H103V231H101ZM51 231H53V232H51ZM59 231H60V234H59ZM45 232H47V233H45ZM209 232H211V233H209ZM62 234H66V235H62ZM209 234H211V235H209ZM43 237H45V239ZM28 238H30L31 241H28ZM24 243H31V244L29 246H24L23 245ZM34 243L38 246V248H36V245ZM30 252L33 253V255H34L33 257H32ZM47 255H49V256H47ZM45 257L48 258L47 259L48 261H46ZM49 257H50V259H49ZM12 261H13V263H11ZM34 261H37L38 263L34 262Z\"/></svg>","mask_w":264,"mask_h":264},{"label":"water","instance_id":"95a60500","mask_svg":"<svg viewBox=\"0 0 264 264\" xmlns=\"http://www.w3.org/2000/svg\"><path fill=\"white\" fill-rule=\"evenodd\" d=\"M196 9H197L196 6H189L185 10L189 12H194ZM9 42H10V39L0 32V51H4L7 47H9L8 46ZM211 72L213 74H218V73H224V70L222 71L221 69H213L211 70ZM188 115H190V112L185 113V116H188Z\"/></svg>","mask_w":264,"mask_h":264}]
</instances>
